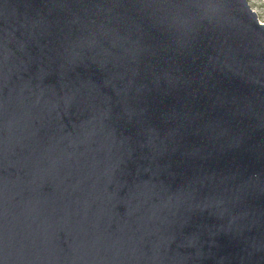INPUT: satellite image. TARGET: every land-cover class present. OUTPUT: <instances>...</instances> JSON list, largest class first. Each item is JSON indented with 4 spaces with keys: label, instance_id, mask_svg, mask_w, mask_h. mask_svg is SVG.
Here are the masks:
<instances>
[{
    "label": "water",
    "instance_id": "95a60500",
    "mask_svg": "<svg viewBox=\"0 0 264 264\" xmlns=\"http://www.w3.org/2000/svg\"><path fill=\"white\" fill-rule=\"evenodd\" d=\"M0 264H264L248 0H0Z\"/></svg>",
    "mask_w": 264,
    "mask_h": 264
},
{
    "label": "rangeland",
    "instance_id": "374dc122",
    "mask_svg": "<svg viewBox=\"0 0 264 264\" xmlns=\"http://www.w3.org/2000/svg\"><path fill=\"white\" fill-rule=\"evenodd\" d=\"M248 3L257 13L259 21L264 22V0H248Z\"/></svg>",
    "mask_w": 264,
    "mask_h": 264
}]
</instances>
